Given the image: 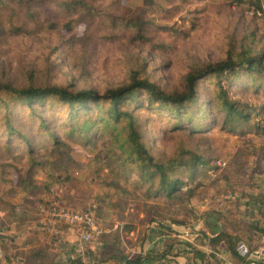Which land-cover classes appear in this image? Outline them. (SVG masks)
<instances>
[{"label": "rangeland", "instance_id": "1", "mask_svg": "<svg viewBox=\"0 0 264 264\" xmlns=\"http://www.w3.org/2000/svg\"><path fill=\"white\" fill-rule=\"evenodd\" d=\"M99 3L114 14L145 18L148 22L143 32L145 37H134L133 31L123 28L115 31L105 17L93 19L58 6L54 7L49 22L43 11L32 19L24 10L15 11L11 2L0 5V83L16 87L30 83L70 84L75 90L103 92L128 82L133 72L140 71L166 90L181 89L185 75L193 67L223 59L233 45L239 47L245 43L253 31L264 42V19L254 20L234 0H100ZM205 90L209 92L210 88ZM233 94L254 104H260L263 99L248 90ZM144 117L151 128L148 137L156 153L168 157L188 148L213 161L216 159L217 165L220 160L225 165H218L219 169L210 170L203 178L200 176L193 184L195 196L188 201L170 205L164 200H150L146 204L143 193L132 185L124 183L127 192L123 193L99 179L95 173L98 162L93 161L96 152L81 143H73V156L82 162H93L91 167L73 169L68 180L65 172L51 178L40 169L39 189L26 196L35 202L41 239L56 255L58 264H90L91 255L99 257L104 245L96 237L80 255L76 244L84 228L63 223L44 227L42 222L48 218L41 215L39 207L50 200L73 210H92L107 230L131 224L134 229L122 233L123 246L129 255L151 249L156 250L154 253L161 252L166 243L173 241L171 238L180 242V235H187L185 232L197 238L206 227L208 213L214 211L226 226L240 234L239 242H245L253 250L259 246L264 240L261 208L264 134L228 132L217 124L201 134L177 130L162 135L159 131L168 127L167 119L150 109H145ZM259 118L254 114L251 122ZM11 177L17 180L16 173ZM23 196L19 192L15 197L19 206L24 204ZM150 204L163 208L161 214L149 209ZM159 231L164 235L161 239ZM177 250L163 260L154 261L155 264H187L184 258L196 264L195 258L200 259L194 251ZM180 255L184 258L180 259ZM231 258L232 262L227 264L240 263ZM206 262L204 258L201 264Z\"/></svg>", "mask_w": 264, "mask_h": 264}, {"label": "trees", "instance_id": "2", "mask_svg": "<svg viewBox=\"0 0 264 264\" xmlns=\"http://www.w3.org/2000/svg\"><path fill=\"white\" fill-rule=\"evenodd\" d=\"M4 1L11 2L15 11L24 10L32 19L43 11L49 22L55 6L93 19L105 17L111 21L113 30H130L139 38L145 37L143 32L148 25L145 18L108 11L100 0L93 3L89 0H0V5ZM234 1L244 13L257 20L260 6L257 0ZM256 35L253 31L245 43L239 47L233 45L223 59L193 67L185 75L181 89L166 90L140 71L133 72L128 82L103 92L75 90L70 84L30 83L16 87L0 83V210L4 213L0 216V231L14 227L18 233H24L26 248L19 251L24 263L58 264L56 255L41 239L35 202L26 196L39 189L40 169L51 178L65 172L68 180L73 169L91 167L93 162H82L73 156V143H81L96 152L95 173L104 183L123 193L127 192L124 183L130 184L143 193L146 204L150 200H164L172 205L194 197L193 184L199 177L220 167L216 159L213 161L188 148L168 157L153 151L145 109L167 119L168 127L159 131L162 135L177 130L201 134L217 124L228 132L264 134V42ZM206 87L210 88L209 92ZM242 90L257 94L263 98L262 102L254 104L233 94ZM254 114L260 118L252 123ZM13 172L17 175L16 181L11 177ZM108 179L112 180L108 182ZM19 192L25 195L21 198L22 206L15 201ZM148 208L156 215L163 209L157 204H150ZM206 220V227L194 239L198 247L188 240L179 242L171 238L173 241L157 253L152 249L147 253H126L122 233L133 230L131 224L105 231L98 237L104 246L99 257L91 255L90 264H148L167 258L175 249L194 251L200 260L207 258L206 264H221L217 256L221 250L228 251L236 261L246 262L236 251L240 234L226 226L215 211L208 213ZM201 246L209 251L205 252ZM2 247L5 251L18 248L13 242Z\"/></svg>", "mask_w": 264, "mask_h": 264}, {"label": "built area", "instance_id": "3", "mask_svg": "<svg viewBox=\"0 0 264 264\" xmlns=\"http://www.w3.org/2000/svg\"><path fill=\"white\" fill-rule=\"evenodd\" d=\"M260 4L256 15L259 20L264 19V0H257ZM218 165H225L224 161H218ZM262 168L264 170V159L262 161ZM261 208L264 210V200L261 203ZM40 212L44 217L46 216L48 220L45 219L42 223L43 226L49 228L51 223H63L68 225H75L84 228L82 232L80 242L76 244V251L82 255L88 248L89 244L94 241V239L99 237L103 232L108 231L104 228L94 216L92 210L80 211L73 210L60 205L56 200L47 201L44 204H40ZM3 211L0 210V216H3ZM236 251L242 258L251 261L254 264V259L259 254V252L253 250L245 242H238L236 246Z\"/></svg>", "mask_w": 264, "mask_h": 264}, {"label": "crops", "instance_id": "4", "mask_svg": "<svg viewBox=\"0 0 264 264\" xmlns=\"http://www.w3.org/2000/svg\"><path fill=\"white\" fill-rule=\"evenodd\" d=\"M261 192L264 193V183L262 184V189ZM256 216H254V219H258V215L255 214ZM261 217V216H260ZM201 231V230H200ZM13 233V234H12ZM162 233L161 231H159V239L163 238L164 235L160 234ZM187 235H180V237H182V240H188L190 242L193 243V245L195 247H198L199 245H197L194 241V236L189 233H186ZM200 234V233H199ZM162 235V236H161ZM26 240V236L24 235V233H18L14 227H8L5 228L3 230L0 231V264H25L24 263V259L21 256V253L19 252L20 250H25V246H24V242ZM48 242V240H46ZM194 241V242H193ZM13 242L14 245H17L18 248H15L13 250L10 251H5L4 248L2 247V244L4 243H11ZM49 243V242H48ZM262 243H264V240H262ZM260 244L259 246H256V248H254L255 251L259 252V254L256 256V258L254 259V264H264V244ZM199 248H203L205 250V252H208V248L207 247H199ZM93 255V254H92ZM221 264H227L231 261V254L226 251V250H221L220 253L217 254ZM66 258V256H65ZM180 259L184 258L182 257V255L179 256ZM69 258H67L66 260H68ZM185 262L187 264H192L193 262L191 260H186V258H184ZM195 262L196 264H201L202 260L195 258ZM148 264H155V262H150ZM232 264H237V263H232ZM239 264H253L251 261L247 260L246 262H240Z\"/></svg>", "mask_w": 264, "mask_h": 264}]
</instances>
